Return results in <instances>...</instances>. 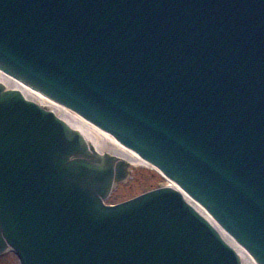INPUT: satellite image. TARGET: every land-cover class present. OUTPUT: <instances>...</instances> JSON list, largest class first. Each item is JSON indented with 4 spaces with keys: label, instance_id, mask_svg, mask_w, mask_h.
<instances>
[{
    "label": "water",
    "instance_id": "water-1",
    "mask_svg": "<svg viewBox=\"0 0 264 264\" xmlns=\"http://www.w3.org/2000/svg\"><path fill=\"white\" fill-rule=\"evenodd\" d=\"M0 69L153 164L264 264V0H0ZM119 157L0 83V253L241 264L177 188L104 204L129 175Z\"/></svg>",
    "mask_w": 264,
    "mask_h": 264
},
{
    "label": "bare ground",
    "instance_id": "bare-ground-1",
    "mask_svg": "<svg viewBox=\"0 0 264 264\" xmlns=\"http://www.w3.org/2000/svg\"><path fill=\"white\" fill-rule=\"evenodd\" d=\"M0 83L8 86L10 88H13L15 90H18L32 98H35L42 104L46 105L50 109L54 110L61 116L65 117L72 123L76 124L101 142H103L105 145L110 147L112 150H114L116 153L120 155V157L117 160L124 161L129 166H146L149 168H152L156 170V168L150 164L148 161L143 159L140 155L129 149L127 146L123 145L116 139H114L111 135L94 125L93 123L85 120L84 118L78 116L77 114L73 113L69 109L61 106L60 104L46 98L41 93L31 89L30 87L26 86L25 84L21 83L14 77L10 76L9 74L5 73L0 69ZM168 183L163 186L168 187H174L181 191L185 199L190 203L197 211H199L205 218H207L211 224L217 229L221 237L237 252L239 255V258L241 260V264H252L249 258L247 257L246 253L243 251V249L237 244V242L232 238L231 235H229L224 229H222L213 219L210 218V216L207 214V212L200 206L193 198H191L184 190L179 188L173 181L166 178Z\"/></svg>",
    "mask_w": 264,
    "mask_h": 264
},
{
    "label": "rangeland",
    "instance_id": "rangeland-1",
    "mask_svg": "<svg viewBox=\"0 0 264 264\" xmlns=\"http://www.w3.org/2000/svg\"><path fill=\"white\" fill-rule=\"evenodd\" d=\"M132 170L126 181L115 186L107 203L116 204L168 183L167 179L152 168L133 166ZM0 264H19V261L14 253L8 251L0 255Z\"/></svg>",
    "mask_w": 264,
    "mask_h": 264
}]
</instances>
